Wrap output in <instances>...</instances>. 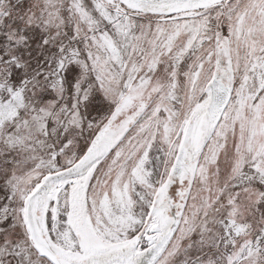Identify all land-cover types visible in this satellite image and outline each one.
Listing matches in <instances>:
<instances>
[{
	"label": "snow or ice",
	"instance_id": "1",
	"mask_svg": "<svg viewBox=\"0 0 264 264\" xmlns=\"http://www.w3.org/2000/svg\"><path fill=\"white\" fill-rule=\"evenodd\" d=\"M0 264H264V0H0Z\"/></svg>",
	"mask_w": 264,
	"mask_h": 264
}]
</instances>
